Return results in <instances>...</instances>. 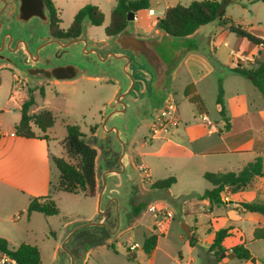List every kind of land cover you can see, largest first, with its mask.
I'll return each instance as SVG.
<instances>
[{
    "label": "rangeland",
    "instance_id": "rangeland-1",
    "mask_svg": "<svg viewBox=\"0 0 264 264\" xmlns=\"http://www.w3.org/2000/svg\"><path fill=\"white\" fill-rule=\"evenodd\" d=\"M57 1L63 11L61 19L64 29H67L72 23L74 13L79 6L88 4L100 7L105 15V23L99 27L90 25L88 33L92 39L105 37V29L110 22V14L115 5V0H109V2L107 0H70L69 4L66 3V0ZM194 1L200 0H150V5L151 8L156 10L158 16L160 7L188 6ZM218 1L222 2L223 0ZM137 16L140 20L135 22L134 27L137 26L141 31L142 27L151 26L157 18L156 16L148 18V11H139ZM225 17L232 19L235 25H241L253 35L264 39V4L256 2L252 5L251 0L232 2L225 7ZM132 29L134 30V28ZM200 30H202L200 33L201 39L207 41L209 36L212 38L211 46H216V55L212 54V56L217 58L222 65L226 66L228 64L231 51L235 56L242 54L244 57H249L251 55L253 48L249 47L248 41L230 32L227 25L223 23V19L202 27ZM263 58L264 55L261 58L256 57L255 60ZM245 60L246 64L255 63L252 59ZM217 65L221 66L219 63ZM101 67L104 71H107L109 66L102 63ZM221 69L226 70V68L221 67L219 72ZM116 77L118 78L119 75ZM109 78L85 77L74 82L46 81L36 83L26 79L12 67H0V122L2 123L0 128L2 130H13L14 123L18 121L20 107L27 100L29 93L32 92L36 105L31 112L45 109L51 111L56 118L54 127L47 132L51 152L56 157H63L74 166L79 165V159L68 155L65 148H63L68 125H78L84 134L85 142L97 150V161L99 159L100 161L96 163L98 192L95 198L85 197L82 194H69L58 191V189L53 192V199L57 203L59 213L50 217L51 226L49 227H54L59 236L62 237L63 235L59 242L64 239L67 233V236H69L74 230L88 224L89 220L87 219L94 213L97 216L90 222L99 221L101 218V215L98 214V199L103 180L101 175L109 167V161L104 150L109 135L107 134L104 140L98 139L97 134L104 122L105 108L114 99L117 92L116 82ZM246 82L251 85L249 80ZM176 84L180 85L179 79H177ZM205 84L201 92L204 106L210 117H214L217 115V108L215 89L211 87V78ZM228 94H230V89ZM12 96H14L13 100H11ZM176 98L179 102V114L182 121L185 122L186 118L191 121L193 118L199 119L201 104L198 106V104L189 103L182 97L181 93L178 97L176 95ZM261 102L264 103V100L262 99ZM150 103L152 102L149 100L144 120L139 121L128 115L131 124L127 131L128 134H132L134 129H140L135 140L137 144H130L129 137H126L123 131L121 132L122 140L125 141L127 146L131 145L132 147L129 155L132 153L133 161L137 157V153H141L143 144L153 141V136L150 134L151 123H148V115L153 110ZM259 104L260 102L257 101L255 106L259 107ZM123 119L124 116L115 117L109 122L108 126L113 123L120 124ZM183 125V122H181L178 128L181 130ZM180 132L182 131H179L178 135L170 137L171 141L165 144L163 148H160V145H154L153 149L149 147L143 149L151 152L150 156L142 157L143 162L150 167V179L146 178L139 169L141 178L144 180L143 184L147 188L152 185V181L169 177L177 178L178 183L173 185V188L169 191L174 197L170 195L168 190L156 193L157 198L153 205L157 207V210L163 209L165 214H158L159 218H155L153 213L145 210L125 227L124 208L120 206V203L118 210L116 205H110L112 187V180L110 179L112 177L110 176L107 179V189L102 199V209L107 208L106 223L110 226L111 231L114 232L116 229L113 228L116 219L120 224V229L114 235L110 230L98 226L85 227L76 231L67 245L74 258H76L75 264H244V262L238 260L218 262L213 252L209 251L212 244L209 233H212L213 227H210L211 225L206 221L207 218L203 213L197 212V206L193 203L194 198L198 197L194 196L195 193L203 191L201 186L203 184L209 185L200 178L198 168L188 166V162L184 160L183 151L175 145L180 141L179 136L182 135ZM37 134L42 135L41 132ZM162 134L164 133L159 132L155 136ZM144 135L145 139L142 141ZM115 136L120 145V140L116 134ZM109 139L112 144L113 138L110 136ZM135 164L137 168L141 167L139 162L138 164L135 162ZM56 172L59 174L57 168H55L53 176V185L58 188ZM133 174L131 168L128 167L126 172L116 176L118 180L116 187L120 186L121 188L117 192L123 191L129 185L127 178H130ZM247 192H249L248 196L250 198L253 196H256L257 199L264 198V179H255ZM114 197L118 199L120 195H114ZM224 197L229 199L233 195L227 191ZM240 199L243 201L242 197ZM204 212L207 213L208 208H205ZM185 225L190 228L193 240H195L194 246L190 245V240L184 230ZM49 227L41 228L47 236L42 235L39 240L44 256V264H69V257L62 249L59 254H55L56 239L50 234L52 228ZM152 235L158 236V246L154 255L149 256L144 253L143 244ZM62 243L60 242L59 248H61ZM133 244H138L140 247L131 250L130 247ZM226 244L231 245L230 240H227ZM129 256H135V261H132Z\"/></svg>",
    "mask_w": 264,
    "mask_h": 264
},
{
    "label": "crops",
    "instance_id": "crops-1",
    "mask_svg": "<svg viewBox=\"0 0 264 264\" xmlns=\"http://www.w3.org/2000/svg\"><path fill=\"white\" fill-rule=\"evenodd\" d=\"M69 1L70 0H66V3L69 4ZM107 1L109 2V0ZM53 2L58 11L59 18L61 19L63 11L59 6V2L57 0H53ZM235 2H238V0H235ZM257 3L264 4V2ZM87 5L88 4L79 6L72 20H74L76 14ZM252 5H254V3H252ZM116 6L117 0H115L113 10ZM168 8L170 7H160L158 11L159 14L163 12L160 19L164 18ZM149 10H154L151 8V5L149 9L140 11H148V18L157 17L156 10H154V16L149 15ZM137 12L135 14L134 26L135 22L140 20L137 16ZM223 18L227 17L224 16ZM160 19L156 18L149 27H142V31L136 26L135 30L137 34L144 38L152 37L155 33L157 34L159 32L157 24ZM62 23L61 19L60 26L64 29ZM71 24L67 29H69ZM89 27L90 24H88L87 27V35L91 40L103 41L109 39L106 34V29L105 37L92 39L88 33ZM200 29L192 35L195 36L199 44L197 50L191 51L185 55L174 74L170 89L172 97L177 102L178 110L179 102L176 95L178 97L180 93L189 103L198 104V106L200 104L202 105L199 119L193 118L191 121L186 118L184 122L179 114L180 123L183 122L184 124L181 130L178 126L177 130L174 129L159 136L152 135L153 141L148 144H143L142 147L143 149L146 147L153 149L154 145H160V148H163L165 144L171 141L170 137L182 131L180 132L182 135L179 136L180 141L175 145L183 151L184 160L188 162V166L198 168L200 178L209 185L206 186L203 184L201 186L203 191L195 193L194 196L196 197L203 195L207 190L213 189V186L204 179V174L206 172L239 173L246 165L254 162L257 158H261L264 164V103L261 102L262 99L264 100V97L249 79L230 72V69L236 67L238 61H243L245 63V59H252L255 61L256 57L261 58L264 55V48L262 46H252L248 42L249 47L253 48L251 55L249 57H244L242 54L235 56L233 51H231L230 58L227 62L228 64L225 66L222 65L217 58L212 56V54L216 55V46H211L212 38L210 36L207 41L201 39L200 33L202 30ZM212 59L221 66L215 64ZM221 67L226 68V70L221 69L219 72ZM209 78H211V87L215 89L214 94L217 115L214 117H210L204 106L203 94L201 93L203 87L206 85L205 82ZM177 79H179L180 85L176 84ZM247 80L250 81L252 86L246 82ZM220 81L222 82L224 90L223 100L225 117L220 115V107L216 102ZM229 89L230 94H228ZM117 90L118 88H116V91ZM13 99L14 96L11 97V100ZM257 101L260 102L259 107L255 106ZM22 105L20 107V114L17 117L18 121L14 123L13 130L4 131L0 128V237L7 240L11 248H17L21 244L36 246L40 251L42 264H44V256L39 240L42 235L47 236L46 232L41 228L51 226V220L50 217L38 212L29 214L28 207L32 199L48 196L53 199V192L55 189L60 191L59 187L56 188L53 185V176L55 168L57 167L52 161V157L55 155L51 152L50 139H28L19 137L15 134V126L21 119ZM40 111L33 110L31 113L34 114ZM1 124L0 122V125ZM34 130L36 133L41 132L35 126ZM139 131L140 129H136L130 144H137L135 140ZM143 139H145V135L142 141ZM131 148V145H128V152ZM143 149L141 153H137L134 162L137 164L139 162V166H143L147 169L150 179V167L143 162L142 157L146 158L150 156L151 152L144 151ZM131 156L132 153L130 157ZM131 160L133 163V157H131ZM139 169L140 167L138 170ZM56 175L58 180L57 184L59 185L60 172L59 174L56 172ZM257 178L264 179L260 177ZM160 180L164 179H159L157 181ZM157 181H152V184ZM177 183L178 180L176 178V183L173 185ZM173 185L168 189V192L173 188ZM250 186L245 191L235 194L229 192L233 195V197L229 199H225L224 194L227 192L225 191L222 195L225 204L222 207H213L210 210V202L208 200H199L198 197L194 198L193 203L197 206V212L203 213L207 218L206 221L210 223V227H213L212 233H209V238L212 243L216 231L221 228H231V235L225 239L223 243L224 247L230 251L233 247L243 244L250 250L255 261L241 262H244V264H264V239H254L255 230L257 228L264 229V215L244 211L240 206L241 202H264V198L257 199L256 196L252 198L248 196L249 192L247 191ZM171 196L174 197L173 195ZM240 197L243 198V201H241ZM205 208H208L207 213L204 212ZM94 214L87 219L89 220L88 222L97 216ZM49 228H52L50 234L56 239L54 248L55 254H59L61 250L59 244L64 241L68 233L64 239H61L59 242L60 238H63V235L62 237L59 236L54 227ZM227 240H230L231 245L226 244ZM155 251L151 256L154 255ZM3 257H5V255L0 254V259ZM226 260L238 259L227 258L223 260V262Z\"/></svg>",
    "mask_w": 264,
    "mask_h": 264
},
{
    "label": "trees",
    "instance_id": "trees-1",
    "mask_svg": "<svg viewBox=\"0 0 264 264\" xmlns=\"http://www.w3.org/2000/svg\"><path fill=\"white\" fill-rule=\"evenodd\" d=\"M45 8L49 14V30L51 35L57 39L78 38L83 35L85 25L102 26L105 22V15L99 7L87 5L82 8L75 16L69 29L61 28V19L55 7L53 0H43ZM235 2V0H203L194 1L189 6L177 5L166 10L164 18L158 21L157 27L169 36L181 39L194 35L200 28L205 27L219 19L228 25L230 32L239 38L247 39L252 46H262L264 48V39L253 35L247 29L240 25H235L232 19L223 18L225 16V7ZM252 3L264 2V0H251ZM133 7L138 11L149 9V0H117V6L111 13V19L106 34L116 36L123 32L128 22L129 12ZM215 64L216 61L212 59ZM230 72L249 79L253 85L262 93L264 97V58L255 60L254 64L238 61L235 68ZM224 90L222 82H219L217 95V105L220 107V115L225 117ZM36 105V100L29 93L27 100L24 101L21 109V119L15 126V134L19 137L28 139L49 140L47 131L54 127L56 118L49 110H43L38 113H31ZM34 126L37 127L42 135H38ZM1 139V134H0ZM64 148L68 155L77 157L79 165L70 164L63 157H52V161L60 172L59 190L69 194H82L85 197H96L98 192L97 185V150L84 140V134L78 125L67 126V137L64 141ZM264 178V164L261 158L246 165L239 173H213L206 172L204 179L209 182L213 189L207 190L203 195L198 196L201 200H208L210 208L224 206L223 193L229 191L232 194L245 191L255 178ZM176 183L175 177H169L154 183V188L159 190H168ZM240 206L244 211L260 213L264 215V202H241ZM41 213L47 217L56 216L59 208L54 199L50 196L34 198L28 207V213ZM231 228H221L215 232L213 243L209 251L213 252L218 262L225 259H238L240 261H255L250 250L243 244L233 247L230 251L224 247V241L228 238ZM254 239H264V229L257 228L254 232ZM195 240L190 241L194 246ZM158 244V236L152 235L144 241L143 251L151 256ZM114 248V247H113ZM0 254L9 257L16 264H42L41 254L36 246L21 244L17 248H11L8 241L0 237ZM135 261V256H129Z\"/></svg>",
    "mask_w": 264,
    "mask_h": 264
},
{
    "label": "water",
    "instance_id": "water-1",
    "mask_svg": "<svg viewBox=\"0 0 264 264\" xmlns=\"http://www.w3.org/2000/svg\"><path fill=\"white\" fill-rule=\"evenodd\" d=\"M137 11V8L133 7L128 15L129 24L126 29L107 40H91L87 35L89 23L85 25L82 36L70 40H61L54 38L50 33L49 14L43 0H0V67H12L26 79L36 83L46 81L74 82L85 77H110L117 81L123 91H126L127 82H123L120 72L116 73V76L119 75L118 78L104 75L102 67L98 68L86 60L85 57L94 52L102 59L101 64L106 63L108 59L119 62L114 65L133 83L127 90L130 91L133 89L135 81L133 70L130 68L132 56L139 66L145 65L148 68V60L156 66L155 69L149 68L146 74L149 75L147 80L151 81V98L155 103L160 104L171 89L174 74L181 61L187 53L197 50L199 44L195 36L176 39L163 31H159L155 38L140 37L134 27ZM113 45L121 51L131 52L132 55L107 53L102 56L97 51L102 46L107 48ZM110 54H112L111 57H109ZM123 60H127L125 68H122V64H120ZM125 97L126 95H120L107 104L104 122L97 134L98 139L104 140L106 135L111 132L117 135L121 143L120 171H104L105 173L101 175L103 180L98 199L100 220L84 224L64 239L61 249L71 259V264H75V259L67 245L76 231L92 226L104 227L111 231L110 226L106 223L107 208L102 209V199L107 189V179L113 175H122L128 167L131 168L133 173L136 172L128 152V146L121 138V131L115 127L108 130L107 127L109 122L116 116H122L121 111L115 110L120 107V101ZM152 122L153 119L149 120L148 123ZM135 132L134 129L132 134H129L128 139H130V142ZM99 161H96V163H99ZM113 192V190L110 192V205L114 202L118 210L119 200L111 196ZM117 195H120V192H117ZM119 229L120 224L118 222L115 231H111L112 234H116ZM184 230L189 240H193L189 226L185 225Z\"/></svg>",
    "mask_w": 264,
    "mask_h": 264
},
{
    "label": "flooded vegetation",
    "instance_id": "flooded-vegetation-1",
    "mask_svg": "<svg viewBox=\"0 0 264 264\" xmlns=\"http://www.w3.org/2000/svg\"><path fill=\"white\" fill-rule=\"evenodd\" d=\"M162 31V30H159ZM164 32V31H163ZM166 34V33H165ZM139 35V34H138ZM168 35V34H167ZM140 36V35H139ZM156 34H154L152 37L149 38H155ZM109 38L114 37V36H108ZM142 37V36H140ZM144 38V37H142ZM160 38V37H159ZM70 39H74V38H67L64 40H70ZM62 40V39H61ZM90 51V50H88ZM97 51L102 55L105 56L107 53H113V54H124V55H132L131 52H127V51H121L117 46L113 45L110 47H105L102 46L100 48L97 49ZM112 54L109 55V57H111ZM86 60L90 61L91 63H93L94 65H96L98 68L101 67V58H99L96 53H92L90 56L85 57ZM148 63V68L144 66H139L134 58L131 56V63H130V68L133 70V74H134V87L132 90H129V88L132 86V82L130 81L129 78H127L126 75H123V73L121 72V70L119 71L114 64H118L119 62H117L116 60L113 61L111 59H108L106 61L105 64H107L108 70L104 71V75L107 76H116L117 72H120V75L123 78V82H127L126 83V91H123L122 88L119 87L118 83L116 80L112 79L114 82H116V86L118 88L117 93L114 97L117 98L120 95H126L125 98H122V100L120 101V107L118 109H116L115 111H121L122 112V117L124 116V119L122 122H120V124H112L108 127V130L115 127L116 129H118L119 131H123L124 135L126 137L129 136L128 134V129L130 128L131 124L130 121L128 119V115L132 116L134 119H138L139 121L144 120V118L146 117V112H147V105H149V100L152 102L150 104H152L153 106V110L152 112H150L149 116V120L155 121L159 111L162 109V107L164 106V104L168 101L171 92L169 90V93L166 95V98L160 103L157 104L154 102V100H152L153 98H151L152 96V88H151V81L147 80V78L149 77L148 73L146 74V72H148L149 68H153L155 69L156 66L150 62L149 60L147 61ZM120 64H122V68H125L127 65V60H123L122 62H120ZM120 66V65H119ZM120 69V68H119ZM128 92V93H126ZM125 93V94H124ZM151 106V105H150ZM150 108V107H149ZM118 117V116H116ZM105 118V115H104ZM128 119V121H127ZM109 137L107 138L106 144L107 146L104 147V150L106 152V156H107V160L109 161V167L105 170V171H120V157H121V145H119V143L117 142L116 136L114 132H111L108 134ZM110 136L113 138V142L111 144V140L109 139ZM102 144H104L102 142ZM129 144V143H128ZM116 154H118V156H116ZM134 167H135V173L133 175L130 176V178H127V180L129 181V185H127V187L125 189H123V191H120V197L118 198L120 206H122L124 208V216H125V220H124V225L125 227L128 226L129 222H131L133 219L137 218L140 214H142L145 210L149 211L150 208L153 206V202L156 200L157 198V194L159 192L162 191H166V190H159L157 188H154V184L150 185L148 188L144 186L143 182L144 180L141 178V174L138 170V168L136 167L135 162L133 161ZM112 178H110L112 180V184H111V190H113V196L117 195V190H121L120 186L116 187L118 184V180L116 178V175L111 176ZM112 196V197H113ZM112 205H115V203L113 202ZM115 225L113 228L117 227V223L118 220L116 219L115 221ZM75 262H76V258ZM69 264H71V259H69Z\"/></svg>",
    "mask_w": 264,
    "mask_h": 264
},
{
    "label": "built area",
    "instance_id": "built-area-1",
    "mask_svg": "<svg viewBox=\"0 0 264 264\" xmlns=\"http://www.w3.org/2000/svg\"><path fill=\"white\" fill-rule=\"evenodd\" d=\"M149 15L154 16V10H149ZM163 15V12L157 16V19H160ZM179 110L176 100L173 97H169L168 101L164 104L162 109L159 111V114L155 121L150 124V134L156 135L159 132L167 133L173 129H176L180 124ZM206 120V118H205ZM140 171L146 178H149L148 171L143 166L140 167ZM157 207L153 205L149 212L153 213L155 218H159V215H164L163 209H156ZM159 214V215H158ZM140 246L138 244L131 245V250L137 249ZM0 264H16L15 261L11 260L9 257L5 256L0 259Z\"/></svg>",
    "mask_w": 264,
    "mask_h": 264
}]
</instances>
